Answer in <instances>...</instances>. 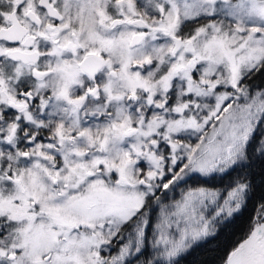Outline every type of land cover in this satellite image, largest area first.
<instances>
[{
	"label": "snow or ice",
	"instance_id": "6c2138e0",
	"mask_svg": "<svg viewBox=\"0 0 264 264\" xmlns=\"http://www.w3.org/2000/svg\"><path fill=\"white\" fill-rule=\"evenodd\" d=\"M264 264V0H0V264Z\"/></svg>",
	"mask_w": 264,
	"mask_h": 264
},
{
	"label": "trees",
	"instance_id": "16d2710c",
	"mask_svg": "<svg viewBox=\"0 0 264 264\" xmlns=\"http://www.w3.org/2000/svg\"><path fill=\"white\" fill-rule=\"evenodd\" d=\"M247 217L233 227L222 232L220 236L205 248L195 251L187 259V264H218L230 246L242 235Z\"/></svg>",
	"mask_w": 264,
	"mask_h": 264
}]
</instances>
